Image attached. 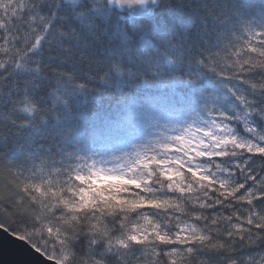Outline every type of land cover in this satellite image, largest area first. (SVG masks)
<instances>
[{"label": "snow or ice", "instance_id": "6c2138e0", "mask_svg": "<svg viewBox=\"0 0 264 264\" xmlns=\"http://www.w3.org/2000/svg\"><path fill=\"white\" fill-rule=\"evenodd\" d=\"M0 230L53 264H264V0H0Z\"/></svg>", "mask_w": 264, "mask_h": 264}, {"label": "water", "instance_id": "95a60500", "mask_svg": "<svg viewBox=\"0 0 264 264\" xmlns=\"http://www.w3.org/2000/svg\"><path fill=\"white\" fill-rule=\"evenodd\" d=\"M0 264H53L34 252L28 242L0 230Z\"/></svg>", "mask_w": 264, "mask_h": 264}, {"label": "trees", "instance_id": "16d2710c", "mask_svg": "<svg viewBox=\"0 0 264 264\" xmlns=\"http://www.w3.org/2000/svg\"><path fill=\"white\" fill-rule=\"evenodd\" d=\"M21 221H18V223H20Z\"/></svg>", "mask_w": 264, "mask_h": 264}, {"label": "clouds", "instance_id": "9594fccd", "mask_svg": "<svg viewBox=\"0 0 264 264\" xmlns=\"http://www.w3.org/2000/svg\"><path fill=\"white\" fill-rule=\"evenodd\" d=\"M25 242H27V241H25Z\"/></svg>", "mask_w": 264, "mask_h": 264}]
</instances>
